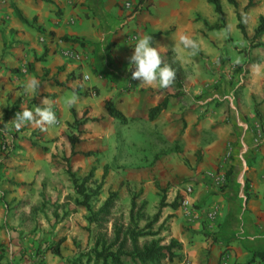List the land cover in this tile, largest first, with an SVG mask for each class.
<instances>
[{
    "label": "crops",
    "instance_id": "1",
    "mask_svg": "<svg viewBox=\"0 0 264 264\" xmlns=\"http://www.w3.org/2000/svg\"><path fill=\"white\" fill-rule=\"evenodd\" d=\"M176 1L187 6L191 0H138L139 11L128 19L119 10L120 0H4L0 2V79L9 85L2 88L16 89L31 77L40 81L35 94L25 93L23 86L24 98L31 104L25 107H43L45 97L52 101L59 123L42 131L48 142L54 135L61 137L72 122L70 109L77 121L85 120L76 135V154L70 156L67 145L64 157L76 170L94 169V179L103 174L105 162L97 168L90 160L92 151L100 149L111 159L118 151L113 124L121 126L120 175L136 187L137 203L141 196L144 199V214L151 217L161 197L165 204L176 195L184 201L176 210L162 208L154 226L162 224L163 244L173 239L181 246V260L171 264H220L221 258L223 264L251 260L264 264L255 257L264 252V54L246 67L244 86L234 99L232 90L240 84L237 72L245 61L235 49L241 34L236 42L232 39L223 12L227 35L223 29H208L220 24V19L208 23L191 10L183 14L175 9ZM12 7L28 23L32 18L35 22L20 23ZM181 34L198 43L196 55L180 46ZM144 35L152 36L151 44L164 63L170 56L180 66L184 79L178 96H173V86L146 87L131 79L135 67L128 58ZM63 37L78 41L63 42ZM174 46L176 51H172ZM65 51L79 54L81 61L66 58ZM62 94L68 96L65 109L69 114L64 118L59 113ZM72 96L77 100L69 106ZM164 99V110L148 120V111ZM104 101L112 102L126 124L120 125L104 112ZM23 104L15 102L14 111H21ZM93 118L97 121L91 122ZM99 123L110 126L101 132L103 136L97 134L103 126ZM33 150L23 152V158ZM142 152L156 157L149 170L141 169ZM39 162L40 158L31 165ZM33 170H14V186L23 187L35 177ZM36 177L31 188L35 196L41 179Z\"/></svg>",
    "mask_w": 264,
    "mask_h": 264
},
{
    "label": "rangeland",
    "instance_id": "2",
    "mask_svg": "<svg viewBox=\"0 0 264 264\" xmlns=\"http://www.w3.org/2000/svg\"><path fill=\"white\" fill-rule=\"evenodd\" d=\"M3 1L0 0V2ZM219 1L226 24L229 29L232 28L230 36L236 42L240 33L235 29L234 9L226 3V0ZM234 1L236 2V12L245 33V39L241 36L240 45L235 47L237 54L245 57V61L240 65L239 72H237L239 74L237 84L239 82L240 84L232 90V97L236 99L239 97L240 88L244 86L242 80H245L246 67L251 66L252 62L258 61V54H264V48H251L249 41L253 35L257 17L264 15V0H252L253 6L250 8H245L247 0ZM174 7L178 11H182L183 14L189 13L191 10L208 23L219 22L218 16L213 13L211 5L206 0H191L187 6H182L180 2L176 1ZM55 15L58 16V13L55 12ZM37 33L41 34L38 31ZM246 34L249 38H246ZM260 41L264 43V35ZM79 75L82 78V75ZM0 82L2 83L0 89V264H71L79 253H86L92 248L95 231L94 226L88 225L85 221L87 216L85 209L75 206L74 201L78 199V196L75 195L65 174L66 167H69L71 172L80 180L89 172V169L85 172L80 169L76 170L70 164L69 158L65 159L64 157V151L67 150L68 145L66 136L79 135L81 127L77 124L72 125V122L66 124L63 135L61 137L54 135L49 142L44 139L42 130L38 127L26 125L20 131H16L11 122L15 118V114L20 112L14 111L18 108L14 105L15 102L24 103L23 107L31 105L29 99L25 100L24 98L26 94L23 91V83L25 82L23 79L22 85H18L16 89L8 90L2 88V86L9 85L7 80L2 78ZM10 86L14 87L13 85ZM14 97L15 101L13 100ZM67 98V94H62L60 97L59 113L61 118H64L68 113L65 109ZM251 103L252 107L255 106L254 102ZM3 107L6 109L3 110ZM19 110L22 111V109ZM254 113L257 114V118L258 113L256 111ZM4 116L6 117L5 121H3ZM99 124L103 126L97 130V134L103 136L101 132L110 126H105L103 123ZM113 125L117 128L114 133L116 148H118L117 153H114L110 159L105 158L106 153L104 151L97 149L92 151V158H89L91 161L93 160L92 162L97 168L105 162L101 170L104 173L103 178L100 175L94 179L93 169L90 182L100 183V193L97 199L90 201V206L92 210H95L108 193L115 191L118 200L112 213L115 217H121L123 222H126L130 197L137 191L136 187L122 181L120 175L121 160L123 159L120 145L121 126ZM152 140L154 143L157 142L155 138ZM30 148L35 150L23 158L22 153L27 152ZM152 157L145 152L141 153L140 165L142 170L150 169ZM38 158L41 159V162L35 166L31 165L32 163L37 164ZM26 168H34L37 171L35 174L41 177L40 181H37L40 191L36 196L31 190L36 182L35 174V177L27 179V183L23 187L18 188L12 182L11 173L14 170L25 171ZM120 183L122 187L118 188ZM12 193H15L16 196L10 197L9 195ZM140 200L144 201L142 196L138 198V204ZM146 211L149 213L151 207H148ZM163 228L166 229L165 224H163ZM62 238L63 242L58 247L59 254L55 256L48 247ZM220 260L224 261L223 258ZM221 261L220 264H223ZM252 264H255V260Z\"/></svg>",
    "mask_w": 264,
    "mask_h": 264
},
{
    "label": "trees",
    "instance_id": "3",
    "mask_svg": "<svg viewBox=\"0 0 264 264\" xmlns=\"http://www.w3.org/2000/svg\"><path fill=\"white\" fill-rule=\"evenodd\" d=\"M43 2L50 3V0H41ZM211 5L213 13L217 15L221 21L220 24H215L208 27L209 30L223 29L227 35V28L224 24V17L219 0H206ZM226 3L234 9V15L237 21L236 29L239 31L243 39H245V33L238 13L236 12V2L234 0H226ZM252 0H247L245 8L252 7ZM13 13L18 21L24 25L30 26L35 22L32 18L28 23L19 12L13 8ZM36 31L41 32L39 28ZM264 35V15H259L256 20V25L253 29V35L251 37V48H264V43L260 41V38ZM63 42L77 43L76 39L61 38ZM255 61L252 62V66L255 65ZM168 65L175 71V81L173 87L176 92L173 96H178L179 91L182 89V81L184 79L182 70L178 63H176L170 56H168ZM56 83V82H55ZM57 85H60L56 83ZM166 106V99L160 104L151 108L148 111V120H152L155 116ZM104 112L110 117L118 121L120 125L126 124L127 120L124 116L114 108L111 101H104L102 106ZM72 117V125H82L85 120L77 121L74 111H69ZM257 115V114H256ZM6 120L4 116L3 121ZM91 122H96L97 119L93 118ZM66 141L69 145L70 156L76 154L74 152V146L79 142L76 135H67ZM177 152V148H174ZM91 153H84L83 156L88 157ZM155 160L156 157L154 156ZM93 169H90L88 174L77 179L75 174L71 172L69 167H66L65 174L67 175L72 189L78 199L74 201L75 206L85 209L87 216L85 221L88 225L94 226L93 245L86 253H79L76 258L72 260L71 264H171L174 261L181 260L180 244L169 239L167 243L163 244V238L159 237L162 230V224L157 227L160 211L164 207H169L171 210H176L181 206V196L176 195L170 204L164 203V197H161L155 213L151 217H147L144 214L145 202L141 201L137 203L138 194L131 195L129 200V207L127 211V221L123 222L121 217H115L112 210L118 200L117 192H110L101 202V204L92 210L90 201L97 199L100 193V183L95 184L90 182ZM104 173L101 178H103ZM93 184V187L91 185ZM247 185L244 183V191H246ZM245 194V198L248 197ZM109 224V228H108ZM63 242V238L59 239L54 245H50L48 248L50 252L58 256V247ZM257 262L264 261V252L256 254ZM245 264H252V260Z\"/></svg>",
    "mask_w": 264,
    "mask_h": 264
},
{
    "label": "clouds",
    "instance_id": "4",
    "mask_svg": "<svg viewBox=\"0 0 264 264\" xmlns=\"http://www.w3.org/2000/svg\"><path fill=\"white\" fill-rule=\"evenodd\" d=\"M152 40V36L144 35L133 47L134 52L128 58L130 66L135 67L131 73V79L138 80L141 86L167 89L175 81V71L170 65L164 63L159 50L152 46ZM179 44L190 55H196L199 51L198 43L188 35L181 34ZM176 50L174 46L172 51ZM38 88H40V81L35 77H31L24 84L25 93L35 94ZM76 100L77 97L72 96L67 100V104L72 106ZM42 105L44 106H38L34 110L22 106V111L17 112L11 121L15 130L20 131L26 125H31L46 131L48 127L57 125L59 121L53 111L52 101L45 97Z\"/></svg>",
    "mask_w": 264,
    "mask_h": 264
},
{
    "label": "built area",
    "instance_id": "5",
    "mask_svg": "<svg viewBox=\"0 0 264 264\" xmlns=\"http://www.w3.org/2000/svg\"><path fill=\"white\" fill-rule=\"evenodd\" d=\"M140 9V5L138 0H120L119 3V10L123 13H125V18H132ZM66 55V58L71 59L72 61H81V56L77 53H70L68 51H65L63 53ZM86 79V77H84ZM184 205V201H181V206Z\"/></svg>",
    "mask_w": 264,
    "mask_h": 264
}]
</instances>
